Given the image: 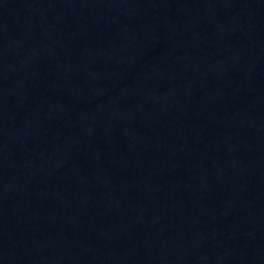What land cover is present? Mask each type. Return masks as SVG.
Returning a JSON list of instances; mask_svg holds the SVG:
<instances>
[{"label": "water", "instance_id": "95a60500", "mask_svg": "<svg viewBox=\"0 0 264 264\" xmlns=\"http://www.w3.org/2000/svg\"><path fill=\"white\" fill-rule=\"evenodd\" d=\"M0 264H264V0H0Z\"/></svg>", "mask_w": 264, "mask_h": 264}]
</instances>
